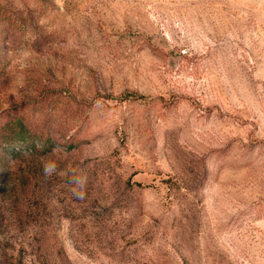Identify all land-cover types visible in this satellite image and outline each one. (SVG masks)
<instances>
[{"label": "rangeland", "instance_id": "374dc122", "mask_svg": "<svg viewBox=\"0 0 264 264\" xmlns=\"http://www.w3.org/2000/svg\"><path fill=\"white\" fill-rule=\"evenodd\" d=\"M0 264H264V0H0Z\"/></svg>", "mask_w": 264, "mask_h": 264}, {"label": "clouds", "instance_id": "9594fccd", "mask_svg": "<svg viewBox=\"0 0 264 264\" xmlns=\"http://www.w3.org/2000/svg\"><path fill=\"white\" fill-rule=\"evenodd\" d=\"M54 168H55V164H53V163H46L45 166H44V171L46 173H48V172H51L52 170H54Z\"/></svg>", "mask_w": 264, "mask_h": 264}, {"label": "trees", "instance_id": "16d2710c", "mask_svg": "<svg viewBox=\"0 0 264 264\" xmlns=\"http://www.w3.org/2000/svg\"><path fill=\"white\" fill-rule=\"evenodd\" d=\"M19 129H20V131H21V130H23V127H22L21 125H19Z\"/></svg>", "mask_w": 264, "mask_h": 264}]
</instances>
